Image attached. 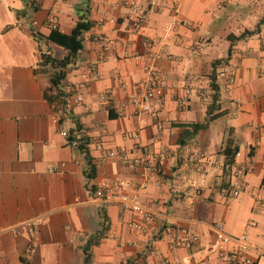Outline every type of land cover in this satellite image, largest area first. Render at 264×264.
<instances>
[{
	"label": "crops",
	"instance_id": "1",
	"mask_svg": "<svg viewBox=\"0 0 264 264\" xmlns=\"http://www.w3.org/2000/svg\"><path fill=\"white\" fill-rule=\"evenodd\" d=\"M122 1L0 0V264H83L87 245L89 264H140L143 254L144 264H222L206 251L217 224L247 234L259 247L249 259L264 264V0H135L132 15ZM79 18L92 27L60 85L64 114L45 98L52 71L39 59L63 57L45 37L68 35ZM216 61L221 115L179 148L181 125L205 120ZM149 67L161 85L152 114L138 109ZM62 131L86 139L90 180ZM228 142L235 198L210 186L171 192L172 176L194 168L221 178ZM115 176L153 211L143 232L131 226L141 217L93 198ZM193 234L197 243L170 247Z\"/></svg>",
	"mask_w": 264,
	"mask_h": 264
},
{
	"label": "built area",
	"instance_id": "2",
	"mask_svg": "<svg viewBox=\"0 0 264 264\" xmlns=\"http://www.w3.org/2000/svg\"><path fill=\"white\" fill-rule=\"evenodd\" d=\"M61 1V0H58ZM122 4L128 10V14L132 15L136 9L135 0H123ZM56 9H53L47 16V22L51 29H55ZM143 18L137 20V24H141ZM149 77L144 82L138 85L139 92L141 93V99L138 102V109L141 112H146L152 114L149 101L156 98L161 94V85L155 80V73L151 67L148 70ZM82 101L81 96H76L74 99L75 103H80ZM70 102L68 99L64 100V105L62 112L65 114L67 108L70 107ZM62 113L55 116L54 122L58 123L61 119ZM61 136L67 139V145L73 149L79 147V141L76 136L69 134L67 131H62ZM102 142H100L97 147L100 148ZM114 155L113 153L110 156ZM223 169L229 170L230 167L224 166ZM233 173L230 170V177L227 186L223 188L221 194L226 199L235 198L240 192V186L236 181L231 182L233 178ZM222 178V177H221ZM221 178L211 179L208 181L207 176L200 169L194 168L188 172H180L172 176L170 180V190L174 194L186 195L190 191H199L201 188L210 186L218 189L221 185ZM93 198L101 204H116L119 205L124 211L133 213L141 217V223L133 222L131 224L132 228L139 231H144L147 224L153 221L154 213L147 207H145L137 194L128 193L126 190V184L118 177L115 176L111 179L105 180L104 183L95 187L92 192ZM261 199L259 197L255 198V203H260ZM214 239L206 246V251L210 254H216L222 264H253L249 259V254L259 253V247L254 246L249 241V236L247 234H241L238 236H232L226 234L222 230L221 224L215 225L213 228ZM199 240L198 236L191 235L186 238L184 235L173 239L170 243V247H189L191 244L197 243ZM232 245V249L229 251L225 250V247ZM145 264H153L151 260H148Z\"/></svg>",
	"mask_w": 264,
	"mask_h": 264
},
{
	"label": "trees",
	"instance_id": "3",
	"mask_svg": "<svg viewBox=\"0 0 264 264\" xmlns=\"http://www.w3.org/2000/svg\"><path fill=\"white\" fill-rule=\"evenodd\" d=\"M92 24L89 21H84L83 18H79L72 28L71 32L68 35L60 34L57 31H50L47 35L46 40L57 45L61 48L65 54L62 58H54L50 52H43L40 55L39 66L43 68H49L52 71L50 78L51 90L47 92L45 98L49 103L55 104L58 108L61 105H64V100L67 95L61 90V82L65 79L66 69L72 60L77 54V52L82 48L83 34L90 30ZM254 32V31H253ZM253 32L244 31L238 38H243L246 35H250ZM217 64H220V61H216L212 64V72L209 76V87L212 92L211 101L206 108V117L205 120L201 123H193L181 125L183 130L179 136L176 144L179 148H182L187 145V141L191 140L200 130L205 129L208 124L213 121L215 118H218L221 114L218 112V100H219V87L216 83V73L215 67ZM54 90V91H53ZM110 117V113H109ZM112 117V116H111ZM79 147L78 150L81 152L86 159V170L85 176L88 180L95 176V166L92 164L89 154L87 153V141L86 139L79 138ZM237 147H232L230 142H228L223 149L222 154L224 155V166L230 167L229 170L223 169V174L221 178V185L218 187L219 191H222L223 188L227 186L230 177V170L233 166L234 157L237 153ZM93 192V188H91ZM88 245L83 249L84 260L83 264H89V254L87 253ZM146 255H138L137 260L139 259L140 264H144ZM135 264V263H133ZM254 264V263H253Z\"/></svg>",
	"mask_w": 264,
	"mask_h": 264
}]
</instances>
